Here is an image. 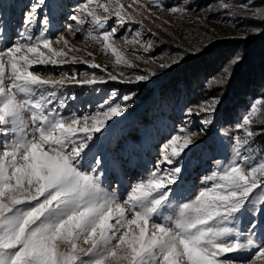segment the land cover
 Listing matches in <instances>:
<instances>
[{"label":"snow or ice","instance_id":"obj_1","mask_svg":"<svg viewBox=\"0 0 264 264\" xmlns=\"http://www.w3.org/2000/svg\"><path fill=\"white\" fill-rule=\"evenodd\" d=\"M149 4L172 15L191 11L190 0L168 7L163 0H149ZM149 4L86 0L70 17L75 27L67 31L75 36L85 24L102 30L95 35L88 31L87 36L101 46L103 54L114 57V66L134 69L138 65L114 43L118 27L109 28L108 23L112 18L120 26L139 23L136 16ZM46 6L49 0H34L23 21L24 32L0 48V264H264V148L259 154L255 149V138L264 135V97L241 117L236 127L242 136L229 133L227 144L223 139L217 144L210 137L205 151L210 174L203 175L200 186L189 195L181 190L182 161L200 142L194 139L197 133L186 127L163 145L147 176L128 182L122 190L125 157L136 140L130 132L114 137L113 125L114 118L127 112L133 95H123V103L116 102L118 92L113 89L94 113L65 115L62 109L67 103L60 90L69 84L109 80L145 82L156 72L125 77L124 71L114 75L94 59L69 57L81 49L70 47L63 35L55 40L49 37L54 0L51 11L44 12ZM220 7L236 15L228 3ZM239 7L243 11L255 5L249 0ZM243 18L264 23V7ZM37 24L40 30L34 36ZM123 38L145 53L155 47L154 41L144 40L142 31H136L130 41ZM4 39L0 28V42ZM58 44L63 47L54 46ZM132 54L136 55L135 49ZM239 61L233 56L221 67L213 77L214 88L227 82ZM70 62L87 63L106 76L93 73L90 79L80 80L76 74L62 73L53 79L36 71L37 66ZM149 62L155 61L145 59ZM219 103L213 96L188 108L186 115L199 117V131L207 135ZM254 124L261 128L259 133ZM221 147L227 163L216 155ZM247 253H251L248 260L238 259Z\"/></svg>","mask_w":264,"mask_h":264},{"label":"rangeland","instance_id":"obj_2","mask_svg":"<svg viewBox=\"0 0 264 264\" xmlns=\"http://www.w3.org/2000/svg\"><path fill=\"white\" fill-rule=\"evenodd\" d=\"M85 2L86 0H54L55 12L49 25V37L55 40L58 36H65L70 47L81 49V51L70 52L69 57L76 56L82 61L94 59L96 63L105 66L108 72L114 75H117L120 71H124L125 77L133 74H146L149 71H155L156 75L148 81L134 84L110 80L95 85L69 84L60 90L61 99H65L67 103V107L62 109V112L65 115L94 113L98 105L109 97L113 89L118 92L116 102L123 103L120 99L123 95H133V99L127 102L129 104L127 112L121 117L114 118L117 123L113 125L114 137H119L121 133L130 132L136 140L135 148L125 157L126 164L122 173L124 181L122 190L128 182L147 176L148 172L154 168L163 145L171 135L179 134L181 127H186L197 133L194 139L200 142L199 145L192 147L182 161L184 170L180 181L181 190L189 195L190 190L198 188L201 184V178L208 173L209 165L206 163L205 151L209 147L210 137L217 144L221 139H223L224 144H227L226 136L229 133L242 136L243 133L237 132L236 126L241 122V117L246 114L249 106L260 97L248 98V96H245L247 98L242 99V105L239 106L238 112L232 117H223L217 109L213 117L214 127L209 134L205 135L199 131L201 127L200 118L187 116L186 111L188 108L178 101L179 96L174 99L179 94L174 97L168 95L169 88L167 86L153 94L154 89L152 88L159 83L161 86L165 84L167 73L179 64L199 61L206 53H211V57L218 55L219 52L213 54L216 41L234 39L238 37L240 32H248V26H246L248 19L243 17L252 16L256 9L241 10L239 5L249 2V0H190L191 11L184 16H180L179 14L172 15L168 11L159 10L150 5L149 0H141L142 3L149 4V7L146 10H141L142 14L136 16L139 23H127L120 26L115 18L110 19L108 23L109 28L118 27L117 38L114 41L115 45L125 51V55L129 60L138 65L134 69H125L114 66V57H111L110 54H103L101 46L91 41L87 36L88 31H93L95 35L102 30L96 29L90 24H85L84 31L77 33L75 36L67 31L69 26L75 27V22L70 17L76 14L78 6ZM122 2L127 6L132 3V0H122ZM177 2L178 0H163L166 7ZM33 3L34 0H0V28L4 30L5 37L4 41L0 42V48L4 47L6 43L19 39L18 33L24 32L23 21ZM223 3H228L231 11L236 15H230L221 9L220 5ZM52 6L53 0H49V6L45 7L44 12L51 11ZM128 11L132 12V9H128ZM43 14L42 12L41 15ZM197 20L200 22L196 23ZM39 30L40 25L37 24L32 30V34L37 35ZM136 31L143 32L144 40L155 42V47L151 52L145 53L138 44L128 42L123 38L127 37L130 41L135 36ZM152 33H155V35H152ZM206 37L210 38L211 42ZM202 45H207V47L198 50ZM54 46L57 48L63 47L62 44ZM133 49H135L136 55L132 54ZM88 52H92L93 56L90 57ZM137 55L141 56L142 59H137ZM178 56L181 57L179 62L172 63V59H176ZM145 59L155 62L145 63ZM160 63H172V66L161 69L158 67ZM36 71L44 74L45 78L51 76L53 79L60 78L62 73L67 75L76 74L80 80L90 79L93 73L98 77L106 76V73L101 69H93L83 62H70L61 66H37ZM73 95L76 99H68ZM214 96L218 97L219 93L217 95L216 92ZM218 98L220 100V97ZM218 107H220V103L217 105ZM258 118L259 114L254 119ZM254 129L258 133L261 131V128L256 124H254ZM258 143L259 139L256 137L255 149L257 154H259L260 149L264 148L258 146ZM216 155L224 161L225 151L223 147ZM224 162L227 163V161ZM173 207H175V204ZM250 256L251 253H247L240 255L238 259L246 261Z\"/></svg>","mask_w":264,"mask_h":264},{"label":"trees","instance_id":"obj_3","mask_svg":"<svg viewBox=\"0 0 264 264\" xmlns=\"http://www.w3.org/2000/svg\"><path fill=\"white\" fill-rule=\"evenodd\" d=\"M251 2L255 5L252 9L264 7V0ZM247 21L248 32H240L234 39L216 41L213 54L219 52L218 55L212 54L211 57V53H206L199 61L179 64L167 73L165 84L161 86L159 83L152 88V93L156 94L157 90L167 86L168 95L174 97L179 94L174 99L179 96L178 101L184 106L195 108L217 92L220 97L217 109L227 118L238 112L242 99L247 98L245 96L264 97V31H253L254 28L264 29V23L251 19ZM233 56L240 58L239 63L231 69L227 82L214 88L213 77L219 75L221 67ZM257 138L258 146L264 147V135Z\"/></svg>","mask_w":264,"mask_h":264}]
</instances>
